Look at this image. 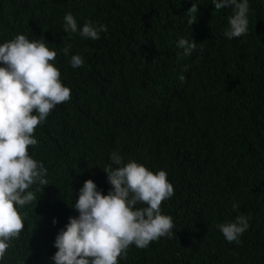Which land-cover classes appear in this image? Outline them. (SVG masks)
Masks as SVG:
<instances>
[{"label": "trees", "instance_id": "1", "mask_svg": "<svg viewBox=\"0 0 264 264\" xmlns=\"http://www.w3.org/2000/svg\"><path fill=\"white\" fill-rule=\"evenodd\" d=\"M192 3L197 19L188 25ZM248 4L247 34L228 39L233 9L216 10L212 0H0V43L17 34L45 42L71 90L33 133L28 154L44 164L49 185L34 183L37 200L16 206L24 229L0 264H53L84 181L110 190L102 169L117 167L112 152L164 170L174 188L161 213L175 234L130 245L118 264H264V0ZM68 12L78 28L91 21L107 32L69 35ZM181 37L197 43L191 56L178 57ZM77 54L84 64L73 68ZM239 214L249 227L229 243L216 225Z\"/></svg>", "mask_w": 264, "mask_h": 264}, {"label": "clouds", "instance_id": "2", "mask_svg": "<svg viewBox=\"0 0 264 264\" xmlns=\"http://www.w3.org/2000/svg\"><path fill=\"white\" fill-rule=\"evenodd\" d=\"M216 10L231 7L228 39L244 36L248 32V0H212ZM197 4L186 11L188 25L196 22ZM64 31L79 33L82 38L97 40L107 25L86 21L78 28L77 21L68 12L63 17ZM46 31V30H45ZM176 47L182 49L178 57L191 56L197 48L192 39L179 38ZM71 45L61 51L67 55ZM57 53L45 42L29 41L24 34L0 43V260L5 256L10 241L24 229L17 205L25 206L37 198L31 185H49L47 170L28 154L29 146L37 145L33 133L45 121L53 108L71 98V90L61 83V73L50 61ZM80 55H72L70 65L82 67ZM181 83L185 77H179ZM111 164L102 169L111 185L102 194L91 179L84 181L78 198L70 204L77 212L69 216L54 240L57 249L52 255L53 264H118V258L127 256L134 244L147 248L161 237L171 238L174 223L170 216L161 213V204L174 195L173 185L164 170L153 173L144 165L129 160L123 163L117 152L109 155ZM122 165V166H121ZM43 191V188H42ZM143 205L142 207H136ZM238 209V203H233ZM250 217L236 216L234 221L219 223L216 227L229 243H239V237L248 229ZM53 224L56 223L53 218Z\"/></svg>", "mask_w": 264, "mask_h": 264}]
</instances>
